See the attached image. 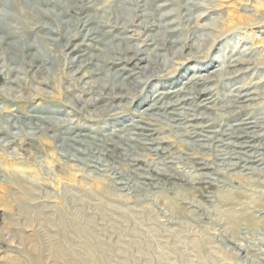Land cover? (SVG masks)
<instances>
[{"label": "rangeland", "instance_id": "1", "mask_svg": "<svg viewBox=\"0 0 264 264\" xmlns=\"http://www.w3.org/2000/svg\"><path fill=\"white\" fill-rule=\"evenodd\" d=\"M195 2L206 7L213 6L214 15L210 17L215 20L198 19L196 17L203 11H194L192 20L182 23L185 26L181 28H184L182 31L186 35H189L190 30L200 32L196 29L199 24L214 22V26L217 24L220 27L219 33L203 32L219 36L216 43L220 42L215 46L217 50L210 52L214 59L221 60V56L229 58L234 48L251 47L255 54L250 59L264 66V0ZM183 4L181 0L174 1L168 9L182 13ZM164 11H160V15ZM6 23L16 28L22 27L17 22ZM29 28V40L48 38L39 28ZM143 33L137 27L129 28L126 35L133 40L125 46L136 44L145 49L144 44L150 42L146 41L147 34ZM22 38L19 37L20 40ZM60 43L65 45V41ZM54 46L48 50L58 56V44ZM206 46H202V54L209 43L206 42ZM72 48L74 45L66 53ZM82 49L89 55L96 53L86 50L88 48L85 46ZM164 52L156 51L159 54ZM76 55H70V59L76 60ZM173 62L169 69L175 67L182 70L181 64L185 66L192 63L181 59ZM28 67L26 64L13 65L0 59V68L3 69H0V73H9L7 77L19 81L12 86L14 89L9 95L3 94V87L6 89L8 86L4 84V74H0V264H264V176L258 173L244 175L238 170L228 171L226 166L218 167L211 175H199L195 164L212 163L220 154L216 151L226 150L227 147L216 145L209 150L191 147L183 143L182 137L169 128L165 129L166 126L160 123L161 126L156 124V133H150L149 138L160 139L161 143L152 147L142 146L144 138L141 137L139 144L133 131L113 125L115 121L109 117L96 119L91 114L92 109L83 108L81 103H77V109L71 113L67 102L79 96L80 87L72 85L63 62L60 61L59 66L48 76L45 71L36 73V69ZM149 68H154V65H149ZM116 69L120 67L108 65L106 72L113 74ZM192 73L187 71L176 85ZM261 78H264V70L258 75H249L223 85L219 91L224 95L234 94L230 89L256 83ZM43 79L48 84L51 82V89L38 84ZM92 80L88 78L84 82L90 83ZM134 82L128 79L125 85L130 88ZM32 89L35 92L37 89L48 91L47 97L38 96ZM148 90L151 96L160 88L153 85ZM136 102H123L126 107L119 117L124 120L134 117L137 121L135 112L142 109L145 103ZM261 102L256 110L264 114V100ZM107 104L101 101L97 107ZM35 109L44 116L67 118L70 122L73 120L67 125L68 130L75 131L76 127L82 126L94 129V134H89L91 137L80 139L86 151L77 146L85 155L74 152L73 158L66 154L68 151H63L59 137L66 132L65 128L55 127L53 130L56 133L49 132L47 135L39 131L35 120L26 119L34 113L37 115ZM54 110L62 112L56 114ZM67 111L71 115H67ZM199 112L211 114L212 123L224 124L221 130L231 123L223 112L207 109ZM10 114L20 117L16 119ZM130 123L133 122H127L126 125ZM216 124L212 128L214 131L218 130ZM30 140H33L37 150L25 154L19 146ZM150 170L162 175H150ZM163 176L172 178L173 183L166 182ZM204 179L216 185V190L207 194L209 199L200 196L197 187V183ZM239 248L245 252L239 251Z\"/></svg>", "mask_w": 264, "mask_h": 264}, {"label": "bare ground", "instance_id": "2", "mask_svg": "<svg viewBox=\"0 0 264 264\" xmlns=\"http://www.w3.org/2000/svg\"><path fill=\"white\" fill-rule=\"evenodd\" d=\"M174 1L179 2L180 0H0V59L13 65L24 66L26 64L36 69V73L45 71L47 76L52 74V71L59 66L60 61L63 62V66L69 71L66 73L72 85L74 84L77 88L80 87L79 96L67 102L66 106L71 110V113L77 109V103H81L83 108L92 109L91 114L96 119L109 117L115 121L113 125L123 126L122 129L127 128L133 131L134 135L137 136L136 142L139 143V141H142L141 137L144 138V143H141L142 146L152 147L154 144L161 143L160 139L149 137H151L150 133H156L157 125L164 124L165 129L169 128L173 133L184 139L182 140L183 143L191 145V147L196 146L201 150H209L216 145L227 147L226 150L216 151L220 154L217 155L218 157L214 161L212 160V163L195 164L197 171L200 172L199 175H211L217 171L218 167L226 166L225 168L228 171L236 172L238 170L244 175L258 173L261 177L264 176V114H260L256 110L257 107L259 108V104L262 103L261 101L264 100V90H262L264 89V78L256 83H246L240 87L230 89V92H235L234 94L224 95L219 91L220 88H223V85L238 81L249 75H258L264 70V66H259L250 59L255 54L251 47L234 48L229 58L221 56V60L214 59L210 52L211 50H217L215 46L220 42L216 43L219 36L203 32L219 33L220 27H217L216 23V26H214V22L199 24L196 29L200 32L190 30L189 35L182 31L184 28H181V26H185L182 23L192 20L191 15L194 11H203L196 18L212 21L213 17L211 18L210 15L215 10L212 9L213 6L208 5L209 7H206V5L203 6L204 4L201 5L195 0L189 2L181 0L184 3L182 14L168 9V6L172 5ZM160 11H164V13L160 15ZM207 11H209L208 14ZM6 21L17 22V25L22 27L9 26ZM138 21L140 22L136 25ZM28 27L31 29L34 27L39 28L48 38L43 40L38 37L29 40ZM131 27L141 29L144 32L143 35L147 34L146 41L150 44L145 43L143 46L145 49L136 44L125 46L133 40L132 37L126 35ZM140 35L142 34H138V36ZM20 36L24 38L20 40ZM49 37H52V39H49ZM79 40H81L80 43L74 44ZM61 41H65V45L61 44ZM88 42L93 44L87 45ZM206 42L209 43V47L202 54V46L204 44L206 46ZM55 44H58L56 49L59 57L52 55L48 50L49 47ZM72 45H74V48L66 53ZM84 46L88 48L86 50L95 51V55L85 53L86 51L82 49ZM156 51L165 52L159 54ZM72 54H77L76 60L70 59ZM209 54L210 56H208ZM153 57L156 59H153ZM196 58L200 60L196 61ZM180 59L183 62L192 63L185 66L181 64L182 70L175 67L169 69L170 64H174V60L180 61ZM215 63H218V65L216 66ZM108 65L118 66L120 69H116L115 73L110 74L106 72ZM131 65L133 66L129 67ZM149 65H154V68H149ZM85 69L88 70L84 73ZM136 70H139L138 73L135 72ZM187 71L193 73L187 76L185 81L176 85L182 77L186 76ZM82 73L84 74L80 77ZM120 73L126 75V77L123 78ZM2 74L5 76L4 84L8 86L6 89L3 87L2 93L9 95L8 93L14 89L12 86L17 85L19 81L7 77L9 73H7L8 75ZM88 78L94 80L85 83V79ZM128 79L135 81L130 88L125 85ZM137 79H140V81ZM48 80H50V76ZM38 84L51 89L45 79L38 82ZM94 84L98 85L95 86ZM153 85L159 86L160 90L149 96L150 91L148 88ZM23 92L26 91L23 90ZM35 93L40 97H45L48 91L37 89ZM101 101L108 104L104 107H97ZM127 101L131 103L137 101L139 104L145 103L142 109L135 112L137 121L134 117L129 120L119 117L126 107L122 103ZM216 101H219L216 103V105L219 104L218 106L213 105ZM201 109L223 112L227 121L231 123L225 126L226 129L221 130L224 124L212 123L213 118L210 119L209 116L211 114L199 112ZM0 112L2 113V110ZM61 112L55 111L56 114ZM36 113L37 115L34 113L26 119L35 120L38 130L43 132L44 135L49 132L54 133L53 128L55 127L65 128L66 132L61 133L62 136L59 137V140L62 142L63 151H68L66 154L69 157L75 158L74 152L85 155L77 146L83 148L84 144L81 138L91 137L89 134H94V129L82 126L81 128L76 127L75 131H71V129L68 130L67 125H70L73 120L70 122L71 120H66L67 118L44 116L42 113L39 114L38 111ZM71 113L67 111V115H71ZM11 116L16 119L20 117L17 114ZM190 116L192 118H189ZM127 122L133 123L126 125ZM136 123H138L137 126ZM204 123L212 124L205 125ZM215 124L218 126L217 131L212 130ZM1 135L0 132V138ZM71 135L74 136L71 137ZM50 137L52 138V136ZM32 141L20 144L19 148L23 153H31L37 150ZM1 142L0 139V144ZM102 145L105 146L106 144ZM83 149L86 151L85 148ZM90 157L92 158V155ZM150 175L157 177V175L162 174L158 171H151ZM162 178L166 182L173 183L172 178L164 176ZM147 180L150 181V179ZM197 187L200 196L204 199H209L210 197L207 194L216 190V185L207 179L197 183ZM235 203L233 202V204ZM199 208L201 207L199 206ZM238 250L245 252L240 248Z\"/></svg>", "mask_w": 264, "mask_h": 264}]
</instances>
